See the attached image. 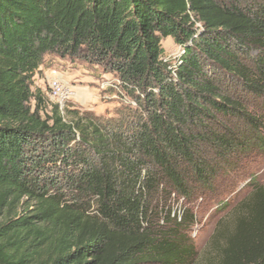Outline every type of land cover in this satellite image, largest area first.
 Instances as JSON below:
<instances>
[{
	"label": "trees",
	"instance_id": "16d2710c",
	"mask_svg": "<svg viewBox=\"0 0 264 264\" xmlns=\"http://www.w3.org/2000/svg\"><path fill=\"white\" fill-rule=\"evenodd\" d=\"M48 55L114 73L138 110L49 101ZM256 150L264 0H0V212L23 209L0 222V264H198L196 216L167 198L213 192ZM249 185L207 264H264V185Z\"/></svg>",
	"mask_w": 264,
	"mask_h": 264
},
{
	"label": "rangeland",
	"instance_id": "374dc122",
	"mask_svg": "<svg viewBox=\"0 0 264 264\" xmlns=\"http://www.w3.org/2000/svg\"><path fill=\"white\" fill-rule=\"evenodd\" d=\"M165 56L175 61L181 47L169 37L163 40ZM53 70L58 71L66 86L72 90L71 97L63 103V107H78L81 110L92 111L106 117H119L121 114H134L138 104L129 95L114 73L105 72L99 65H94L81 59L48 55L41 72L37 75L36 86H41L48 96V82ZM49 101L55 102L49 98ZM254 177V179H252ZM254 180L264 185V154L260 150L254 151L249 160H239L228 168L213 192L203 193L199 190L190 202L182 197L172 195L168 197L167 209L183 214L189 211L196 216L197 223L192 228V234L200 249L198 264H207L210 257H215L211 238L220 221H229L234 205L251 191L249 182ZM22 208H2L0 222L11 217L13 213H22ZM213 252V253H212Z\"/></svg>",
	"mask_w": 264,
	"mask_h": 264
},
{
	"label": "built area",
	"instance_id": "2783aa9c",
	"mask_svg": "<svg viewBox=\"0 0 264 264\" xmlns=\"http://www.w3.org/2000/svg\"><path fill=\"white\" fill-rule=\"evenodd\" d=\"M61 77L58 71L53 70L51 78H48L47 82L49 86L48 97L55 100L63 108V103L71 97L72 90L69 86L65 85Z\"/></svg>",
	"mask_w": 264,
	"mask_h": 264
}]
</instances>
